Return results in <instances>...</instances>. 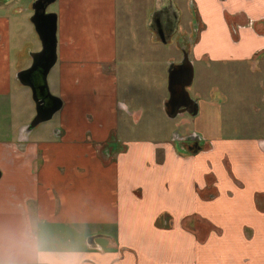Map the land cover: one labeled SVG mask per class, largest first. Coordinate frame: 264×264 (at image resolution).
<instances>
[{"label": "crops", "instance_id": "crops-1", "mask_svg": "<svg viewBox=\"0 0 264 264\" xmlns=\"http://www.w3.org/2000/svg\"><path fill=\"white\" fill-rule=\"evenodd\" d=\"M122 1L49 11L64 105L30 133L35 103L17 74L41 43L25 46L20 0L0 6V264H264V0H144L146 42L126 0L120 46ZM184 51L194 129L168 137L188 113L168 116L163 78ZM134 61L165 77L127 81ZM219 65L232 66L224 79Z\"/></svg>", "mask_w": 264, "mask_h": 264}, {"label": "water", "instance_id": "water-1", "mask_svg": "<svg viewBox=\"0 0 264 264\" xmlns=\"http://www.w3.org/2000/svg\"><path fill=\"white\" fill-rule=\"evenodd\" d=\"M57 0H35L30 21L41 43V50L31 52L32 64L17 74L20 84L32 92L36 115L25 129L26 133L39 125L51 121L63 108V100L52 94L49 75L58 62V15L49 12V7ZM195 70L187 52L179 66L169 71L167 101L168 116L172 119L180 114H195L196 100L192 99L188 88L194 82Z\"/></svg>", "mask_w": 264, "mask_h": 264}, {"label": "rangeland", "instance_id": "rangeland-1", "mask_svg": "<svg viewBox=\"0 0 264 264\" xmlns=\"http://www.w3.org/2000/svg\"><path fill=\"white\" fill-rule=\"evenodd\" d=\"M20 1L23 3V5L25 7H27V12L25 13V15H26L25 18H26V21H27V24H28V30H27L28 33H27V36H26V41H25L26 44H25V46L26 45H30L31 46L32 44H34V46L36 48H39L40 47V41H39V38H38V36H37V34H36L35 30H34V27H33L32 23L30 21V18H31V16L33 14L32 5L34 3V0H20ZM2 3H3V0H0V6L3 5ZM143 3H144V0H134L132 2L133 11L131 13H129L130 16L128 15L130 17L131 26H133L132 30L135 33V36H137V38L140 41H142L144 38H143V34H142V31L140 30L139 26H144L143 29L144 28L146 29L145 23L143 24L145 12H140V10L142 9V4ZM126 5H127L126 0H123L121 2L120 9H119V44H120V46H121V43H122L121 34L123 33L121 30H122V26L125 25V21L122 18L123 17L122 15H126V11H125ZM57 8H58V5L55 2L54 4H52L49 7L48 11H54ZM167 9L169 10L168 6H167ZM185 17L186 18L183 19L182 20L183 22L181 21L180 24L182 26H184V27L185 26L188 27L189 29L192 28V25L196 21V17H194L193 10L191 12L190 8H189V10L187 9ZM148 25H149V22L147 23V26ZM177 37L179 38V36H177ZM146 40H147V38L144 39V42H146ZM184 52H187L189 54L188 51H184ZM24 54H25V52L23 51V55ZM27 58H28L27 60H30L29 59L30 57H27ZM133 64H134V66H130V67L124 68L125 69L124 72H125V75H126L125 79H127V81H130V79H131L130 76L137 78L138 75H140L141 78L144 77L145 79H142V80L145 81V82H147V81L150 82V79H152L153 81L156 82V81L161 80L162 77H165L164 75H162L163 71H164V67L155 68V69H152V68H140L139 66H135V65H139V63L137 61H134ZM171 67L172 66H169L167 68V73H169L170 69H172ZM231 67L232 66H230V65H219L217 67V71L221 72V76L217 75V77L218 78H222V79L226 78L228 76V72L230 71ZM56 73H57V69H54L51 72L50 77H49L50 90H51L52 94H54V95L57 94V91H58L57 90V88H58V78H57ZM168 78H169L168 76L163 78V82H164L163 87L167 91H168ZM196 82H197V85H198V83H199V78L198 77L196 79ZM124 83L122 81L123 88H124V86L127 87V85H128V84H126V83L124 84ZM17 88H21V87H17ZM126 90L128 91L127 88H126ZM30 92H31V90H30ZM125 95H127V93ZM123 99L126 101L127 97H123ZM34 111H35V104H34ZM59 116H60V113L56 114L51 121L46 122L44 124H41V126H45L46 127V126L56 125L58 123ZM184 116H186L185 118L187 120L185 122H183V120L180 118L178 120L173 121V125L171 126L170 130L165 132L166 136L170 137L172 135L171 132H173V131L174 132L175 131H179L178 133H181L182 130L190 131V130L194 129L195 119L193 118V116L189 115V114H185ZM179 128H180V130H179ZM136 134L144 135V134H148V133H145V132H140L139 133V132H137ZM117 136H118L119 139H121V130L117 132Z\"/></svg>", "mask_w": 264, "mask_h": 264}]
</instances>
